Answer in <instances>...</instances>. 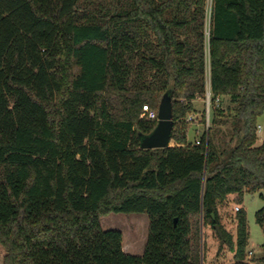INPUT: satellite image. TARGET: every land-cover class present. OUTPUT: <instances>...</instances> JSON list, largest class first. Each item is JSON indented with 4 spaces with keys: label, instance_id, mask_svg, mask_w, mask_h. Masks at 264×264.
I'll return each instance as SVG.
<instances>
[{
    "label": "trees",
    "instance_id": "obj_1",
    "mask_svg": "<svg viewBox=\"0 0 264 264\" xmlns=\"http://www.w3.org/2000/svg\"><path fill=\"white\" fill-rule=\"evenodd\" d=\"M206 8L0 0L1 264H203L204 227L217 255L226 248L250 264L246 211L234 212L232 232L222 209L231 194L264 201V0H212L208 41ZM206 66L213 117L190 142ZM168 90L175 145L142 149L157 124L142 108L158 112ZM111 212L148 215L141 255L123 250L120 230L102 229ZM255 220L264 233V205Z\"/></svg>",
    "mask_w": 264,
    "mask_h": 264
},
{
    "label": "rangeland",
    "instance_id": "obj_2",
    "mask_svg": "<svg viewBox=\"0 0 264 264\" xmlns=\"http://www.w3.org/2000/svg\"><path fill=\"white\" fill-rule=\"evenodd\" d=\"M209 0V4L210 5ZM206 39L208 41V28H209V15L206 16ZM208 50V44H207ZM209 68L206 66V78L208 77ZM194 111L187 114L188 120V140L194 142L200 137L207 124H204L201 119L205 112L206 118L208 119V126L211 125V120L213 117V110L210 103L205 99H196L193 102ZM232 104L229 102L227 97H223L220 102V108L227 113L229 109L232 108ZM191 117V118H189ZM218 118L223 121L225 117L218 116ZM207 121V120H206ZM219 127L226 133L228 125L223 123L218 124ZM258 141L259 135L264 134V113L258 118ZM264 135L261 136L263 139ZM171 145H175L173 141L170 142ZM238 205L246 211L247 226L249 231L248 243L246 246V257L245 260L249 261L250 264H262L261 258L264 256V251L262 249V243L264 242V233L262 228L257 224L255 220V213L264 205V201L260 198L259 193H245L243 195L242 202L238 203L236 200L229 202L228 206L222 209L223 224L227 229L232 232L235 231L234 219V206ZM101 227L104 230L115 229L120 230L123 234V246L124 250L133 255H141L144 250V246L148 234L149 218L145 212H130V213H108L100 217ZM203 236L205 239V254L206 258L203 264H235L232 255L233 253L228 249H223L217 255V249L219 247V241L209 227L203 228ZM202 250V249H201ZM251 251L252 254L248 255ZM4 254L3 248L0 246V264L2 263V257Z\"/></svg>",
    "mask_w": 264,
    "mask_h": 264
},
{
    "label": "water",
    "instance_id": "obj_3",
    "mask_svg": "<svg viewBox=\"0 0 264 264\" xmlns=\"http://www.w3.org/2000/svg\"><path fill=\"white\" fill-rule=\"evenodd\" d=\"M157 124L151 133L141 136L140 148L157 149L170 146L173 129L172 90L166 91L158 105ZM221 235L218 225L214 226Z\"/></svg>",
    "mask_w": 264,
    "mask_h": 264
},
{
    "label": "built area",
    "instance_id": "obj_4",
    "mask_svg": "<svg viewBox=\"0 0 264 264\" xmlns=\"http://www.w3.org/2000/svg\"><path fill=\"white\" fill-rule=\"evenodd\" d=\"M208 4H209V0H207L206 16H207V14L209 15V24H210V13H211L212 0L210 1V5H208ZM205 99L207 100L208 103H210L209 71H208V77H207V91H206ZM157 114L158 113L155 110L149 108L147 105H144L143 108H142V114H141V116H145L148 119H155V118H157ZM189 118H191V117H189ZM206 120H207L206 121V124L208 126V123H207L208 122V119L206 118ZM196 143H198V141ZM239 208H240V206H238V205H235L234 206V210L235 211H238ZM251 254H252V252L249 251L248 252V255H251Z\"/></svg>",
    "mask_w": 264,
    "mask_h": 264
},
{
    "label": "crops",
    "instance_id": "obj_5",
    "mask_svg": "<svg viewBox=\"0 0 264 264\" xmlns=\"http://www.w3.org/2000/svg\"><path fill=\"white\" fill-rule=\"evenodd\" d=\"M264 134H262V135H259V143L262 141V139H261V136H263ZM171 144V143H170ZM235 197H236V194H231L230 196H229V201H232V200H235ZM123 250H124V246H123ZM206 264V263H205Z\"/></svg>",
    "mask_w": 264,
    "mask_h": 264
}]
</instances>
